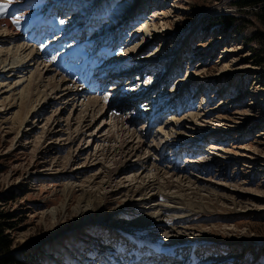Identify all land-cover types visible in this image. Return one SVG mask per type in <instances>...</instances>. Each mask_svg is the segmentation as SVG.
I'll return each instance as SVG.
<instances>
[{
    "label": "rangeland",
    "instance_id": "rangeland-1",
    "mask_svg": "<svg viewBox=\"0 0 264 264\" xmlns=\"http://www.w3.org/2000/svg\"><path fill=\"white\" fill-rule=\"evenodd\" d=\"M154 1L153 4L158 0ZM160 4L159 12L150 15L151 18L148 19L149 22L154 18L156 22L154 25L151 22L149 24L154 26L152 33H155L156 40L143 34L140 39V36L137 38L139 42L132 45L133 49L138 51L151 46L146 54L157 58L156 55L161 54L159 50L168 54L170 49H177L180 41L183 42L184 48H188V51L183 49V56L193 58L188 61L192 62V66L186 67L185 72L171 82L168 88L172 89L174 85L189 88L197 93V96L194 109H188L177 117L172 114L169 121L151 133L145 131V126L135 125L134 121H131L134 115L132 118V113L129 112L116 115L117 119L111 120L112 124L107 121L105 124L109 125L102 130L101 119L108 120V116L101 117L99 109H92L91 106L96 105L88 101L89 98L83 100L76 97L75 93L80 92L70 81L66 83L68 90L63 93L66 96H63L61 101L54 99L57 92L51 90L48 93L53 104L51 109L46 107V112L31 119L30 123L33 124H30L29 130L33 135H30L27 142L17 144V126L12 125V118L18 109L5 112L1 100L8 96L10 89L18 95L21 83H16L19 79L5 78L3 84L6 86L9 83L10 88H4L6 95L0 92V195L7 197L5 201H0V209L12 210L20 216L18 227L9 232L13 237L12 251L20 256L25 264H48L50 259L59 261L61 258L65 264H83L78 256L74 260L71 255H75L77 251L82 254L84 246L89 247V244L106 246V259H103L101 264H120L126 256L110 254L108 249L111 245L114 247V244H123L127 239L124 234L138 235L148 242L152 241L150 243H157L159 240L171 243L167 244L168 246L190 239L211 242L222 246L226 251L231 250L234 255L239 252L240 257H247L249 260L245 264H264V78H259L257 74L264 72V67L251 65L248 60L251 54L248 46L253 45L243 43L241 38L253 32L254 26L258 24L253 16L228 6L224 0H160ZM250 9L252 8L248 10ZM219 14L244 17L252 24H248L243 33L236 34L213 24L212 18ZM0 21L7 22L3 19ZM8 24L10 27V22ZM210 25L211 27L207 28ZM148 41L150 43L146 44ZM15 44H19L18 40L12 45ZM145 57L141 56L140 60L144 61ZM35 66L31 68L35 69ZM21 67L25 68L26 65ZM55 75L58 77V74ZM155 82L152 80V83ZM39 85L38 91H50L43 86L44 81ZM141 88L145 87L142 85ZM69 92L71 94L67 95ZM155 93L156 97L160 98L159 95L163 91L160 88ZM157 98L153 99L158 100ZM108 111L112 114L118 113L112 109ZM78 113L90 116L87 123L91 124L95 138L99 132L102 137H107L111 130L113 134L118 133L109 143H103V137L100 149H104L98 151L95 147L98 143L93 142L95 138L88 140L83 132L78 136L80 129L85 130L79 129L80 126L75 121L71 122ZM52 116H57L58 122L52 123L54 126L48 130L59 138L53 139L52 145L48 144V139L36 143L35 140L43 132L44 122ZM173 117L183 120L177 129L170 125ZM125 120L128 123L125 126L119 123ZM161 128L163 132L158 133ZM122 129L128 131L127 133H134L133 138L136 141L140 140L137 136L143 134V151L146 155L148 152L151 155L147 158L144 168H141V163L138 164L137 158L129 159L126 151L117 150L120 136L125 134ZM177 133L179 137L193 143L197 142L196 139H203V149L195 154L194 158L181 159V164L182 161L191 162L185 172L175 171L174 167L167 163L176 158V147L171 139L177 138ZM73 137H77L74 143L66 146ZM162 143H167V147L162 150L163 155L160 156ZM71 155H82L81 159L88 158L89 164L78 169L79 160L70 161L69 164ZM96 173L104 181L100 183V179L92 184L87 182ZM138 173L146 175V179L150 177V181L157 178L159 185L153 189L149 188V180L145 179L146 182L139 185H145L149 189L141 193L144 187H140V193L128 194L129 197H125L124 191L121 190L126 185L124 181L131 180L135 174L140 175ZM152 175L154 178H151ZM178 177L194 183L193 186H199L200 192L194 191L193 186L188 190L187 184H183L184 189L177 190L178 192L176 189L162 188L169 183H179L181 179ZM102 185L108 186L107 191H99L98 188ZM81 186H86L88 191L100 192L101 199L94 207L95 211L83 214L76 210L82 203L79 190ZM192 193L200 199L195 200ZM157 195L160 197L154 202L153 198ZM178 199L185 200H179L184 204L174 206L171 201L176 202ZM157 201L165 205L159 217L163 226L153 230L144 226L147 223L142 225L138 220L148 216L147 207H151L155 212L153 208L158 204ZM187 202L193 203L192 206L202 204V208L193 211L185 205ZM181 215L188 216L180 217ZM171 230L172 234L169 233ZM112 250L115 252L114 248ZM47 255L49 260L45 258Z\"/></svg>",
    "mask_w": 264,
    "mask_h": 264
},
{
    "label": "bare ground",
    "instance_id": "bare-ground-1",
    "mask_svg": "<svg viewBox=\"0 0 264 264\" xmlns=\"http://www.w3.org/2000/svg\"><path fill=\"white\" fill-rule=\"evenodd\" d=\"M153 0H151L152 2ZM144 2V0H135V5H141V3ZM0 4H3V2H0ZM127 7V6H126ZM138 10V13H140L142 10L141 9H137ZM126 11H127V8H126ZM159 12V11H158ZM157 13V12H156ZM155 13H153L152 15H154ZM151 15V16H152ZM76 16V15H74ZM157 16V15H156ZM3 20H6L7 22H4V21H0V92L3 94V95H6L7 93L5 92L4 88H6V90H8L7 88H10L9 86V83L4 86L3 82L5 80V78L9 77L8 79H19L20 81L16 82L17 84L21 83L20 87H19V93L18 95H16L14 92H12V89L9 90V94L7 97L3 98L1 100V103H2V109H4V111H11L12 109H18V111L16 112V114H14V118H12V125H16L17 126V141L16 143L17 144H21V143H24V142H27L28 138H30V135H33V132H31L29 129L31 128L30 124L32 125L33 123H30L31 119L36 116L37 114H42L44 112H46V107L47 108H50L53 104H52V99L49 97L51 90H53L52 92H57L56 93V97H54V99H57L56 101H61L62 100V97L63 96H66V95H63V93H65V91H67L68 89L66 88L68 84L66 83H69L71 80L67 78V80H65L66 78L65 77H59L60 74L55 70V68L49 64V63H45L43 62V59H42V54L40 53V50L39 49H36V44L33 43V42H29L27 40V37L23 36L21 34V30L17 29L15 26L13 27V25L10 23V27H9V24L8 22H10V20L8 19H3ZM150 22L154 25L156 22H154V18L151 19L149 22H148V18L147 20L145 21V23L143 24L142 26V30H140V32L138 33L136 31H134V33H138L139 35H141L139 37V39L142 37L143 34L146 35V37H150L151 39H155L156 40V36H154V34L152 33V28H154V26L152 27L150 24ZM149 25V26H148ZM141 28V27H139ZM144 30V31H143ZM13 34V35H11ZM160 34V33H159ZM13 36V38L11 36ZM161 36V34H160ZM158 36V37H160ZM157 37V38H158ZM161 38V37H160ZM164 40H165V37H163ZM15 39V40H14ZM138 39V40H139ZM16 40H18L19 44L18 45H12L13 42H15ZM137 40V41H138ZM161 40V39H160ZM159 40V41H160ZM163 40V41H164ZM136 41V42H137ZM139 42V41H138ZM150 41H148L146 44H149ZM161 43V41H160ZM181 43V44H180ZM163 44V42H162ZM180 44V45H179ZM134 45V44H132ZM185 47V44L183 42H179L178 43V47L177 49H175V47L170 51H168V55L171 57V58H168L165 62L164 65H170V68H171V71L170 72H173V71H176L182 64H183V61L182 59L185 58L186 59H189V56H182L183 55V49L185 51H188V48H184ZM27 48V49H26ZM133 46L130 48V51H133ZM176 50H177V53L179 54V56H175V53H176ZM28 51V52H27ZM159 52L161 54L159 55H156V59L153 58L154 60H152L153 62H157L159 63V60L158 59H161L162 57L166 56L167 54H163L164 51L163 50H159ZM185 53V52H184ZM176 59H178L176 61ZM144 61H147V60H144ZM147 63H151V62H147ZM177 64H179L177 66ZM23 65H26L25 68H22L21 66ZM36 65V66H35ZM32 66H35L34 68L35 69H32L31 67ZM192 66L191 64L189 65V67ZM186 67V65H185ZM31 68V69H30ZM26 74V75H25ZM55 74H58V77L55 75ZM18 75V76H16ZM44 75H46L47 77H45ZM157 75V79H160V80H163V81H166L164 79V75H163V72L160 73V76L158 74H155ZM180 77V76H179ZM178 78V77H177ZM60 81H59V80ZM41 81H44L45 85V88H48L50 89L49 90H42V91H38V85L40 84ZM152 81V80H151ZM11 82V81H10ZM74 83V82H73ZM72 83V84H73ZM186 83H190V82H186ZM12 84V82H11ZM43 84V83H42ZM41 84V85H42ZM66 84V85H65ZM185 84V83H184ZM168 85L167 84V89H168V92H171V91H175V98L174 100L176 101V104L178 105L179 102H177V98L179 96V94L185 89L184 87H181V86H178V87H174L172 89H169L168 88ZM16 86V85H15ZM40 86V85H39ZM142 86V85H141ZM70 87V85H69ZM77 87V86H76ZM41 88V87H40ZM72 88V87H71ZM70 88V89H71ZM74 88V87H73ZM141 88V87H140ZM75 89V88H74ZM139 89L141 91H139L138 89H136L135 87H131V86H128L127 88V91L128 92H132V93H138V92H146L149 90V84H148V88L147 90L144 88ZM160 89V88H159ZM73 90V89H72ZM77 90H79L80 93H75L73 91V93L76 94V97L78 96V98H83V100H86L87 98L88 101H90L91 103L94 102V104L96 105L95 106H91L92 109L96 110V109H99L100 111H98L100 114H102L101 117H104L105 115L108 116V120H104V119H101V123H102V127L101 129L104 130L109 124H105L107 121H110L111 123V120H115L117 118L116 115L120 114V112H118L117 114H112L110 113L108 110H110L111 107L107 106V103L105 102V104H102V100L99 98V97H95V96H92L90 94H88L85 90V88H81V89H78L77 87ZM70 91V90H69ZM159 93V92H158ZM67 95L71 94V92L69 93H66ZM160 94V93H159ZM160 96V95H159ZM73 98V97H72ZM157 98V97H156ZM69 99V98H68ZM75 99V98H74ZM153 99V98H152ZM159 99V98H157ZM76 100V99H75ZM154 100V99H153ZM71 101V100H70ZM81 101V100H80ZM155 101V100H154ZM46 102V104L44 103ZM78 102V101H77ZM88 102V105L89 103ZM65 104V101L63 102ZM71 103V102H70ZM146 103V102H145ZM74 105V103H73ZM77 105V104H76ZM90 106V105H89ZM87 107V106H86ZM99 107V108H98ZM109 107V108H107ZM71 108V106H70ZM88 108V107H87ZM90 108V107H89ZM88 108V109H89ZM51 109V108H50ZM142 112H146L148 109L147 108H144L142 107ZM105 110V112L103 113V111ZM179 110V108H178ZM79 111V110H78ZM92 111V110H91ZM88 112V111H87ZM113 112V111H111ZM166 112V111H165ZM164 111L161 112V110L157 113H155V115L153 114L154 112L152 111L151 114L154 115L156 117V115H158V113H160V115H162V113H165ZM77 113V112H76ZM115 113V112H114ZM89 114V113H88ZM174 115V114H173ZM70 116V115H69ZM119 116V115H118ZM40 117V116H39ZM42 117V115H41ZM57 117V116H56ZM56 117H50L48 120H46V122H44V125L42 126L43 127V132L41 133L40 137L35 140L36 143H40L41 140L43 139H48L49 140V145H52L54 144V141H52L53 139H56L59 138L58 136H54V133H52V131H49L48 129L52 126H54V122H58L56 121L57 118ZM71 117V116H70ZM79 117V118H78ZM89 115L86 116L83 115V113L81 114H75V116L72 118L71 122L75 121L80 128H84L85 130L82 131L83 129H80L81 131H78L77 134L78 136H81L82 132L83 134L87 135L86 139L88 140H91V137H92V140L94 137V132L92 133V127L90 126L91 124L87 123L88 119H89ZM158 117V116H157ZM53 118V119H52ZM55 118V119H54ZM106 118V117H105ZM122 118V117H120ZM119 118V119H120ZM52 119V121H51ZM92 119H94V117H92ZM91 119V121H92ZM69 120V119H68ZM173 122L170 124L172 126H174L176 129L177 127L179 126L180 122H182L183 120H177V119H174V117L171 119ZM131 121H134V119H132ZM54 123V124H52ZM120 124H123L124 126L127 123V120L125 121H121L119 122ZM112 124V123H111ZM114 124V123H113ZM69 125V124H68ZM47 126V128H46ZM75 126V125H73ZM115 126V124L113 125ZM77 128V127H76ZM122 128V127H120ZM123 130V129H122ZM120 130V131H122ZM130 130V129H129ZM170 130V129H169ZM135 131V130H134ZM128 131H122V133L124 135H121L120 136V145L118 146L117 150H121L122 152L126 151L127 153V156L129 155V159L130 158H137V162L138 164L141 163L143 166L141 168H144V165L147 164V158H150V152L147 153L146 155V152L143 151V147L142 144L143 143V139L144 136L143 134L140 135V136H137L140 138V140L138 139L136 141L134 137V133H127ZM131 132V131H130ZM160 132H163L162 128L160 129ZM76 133V132H75ZM100 133V132H99ZM97 133V136L96 138L94 139V143H98L95 147L97 148L98 151L100 150H103L104 148H101L100 149V144L102 142V136H100V134ZM118 133V132H117ZM115 133V134H117ZM104 134V133H103ZM115 134H113V131H109L107 133V137H104V140H103V143L104 142H110L112 139H113V136L115 137ZM121 134V133H120ZM102 135V134H101ZM173 135V134H171ZM177 135V137H179V133L175 134ZM51 136H54V137H51ZM61 136V135H60ZM75 136V135H74ZM77 136V137H78ZM118 136V135H117ZM136 136V135H135ZM51 137V138H50ZM76 138H71L69 143L67 142L68 145L66 146H69L70 144H73L74 141L77 139ZM84 137V136H83ZM136 137V138H137ZM72 139H74L73 141H71ZM175 139V138H174ZM57 140V139H56ZM60 141H63V140H60ZM116 141V139H115ZM92 142V141H91ZM90 143V142H89ZM88 143V144H89ZM48 145V147H49ZM90 145V144H89ZM103 145V144H102ZM106 145V144H105ZM104 147V146H103ZM106 147V146H105ZM108 148V147H107ZM100 149V150H99ZM112 149V147H111ZM88 151V150H87ZM114 151V150H112ZM86 152V151H85ZM84 152V153H85ZM102 152V151H101ZM80 154V153H79ZM118 154V153H117ZM122 154V153H121ZM120 154V155H121ZM125 154V153H124ZM95 155V154H94ZM75 156V157H74ZM140 157V159H138V157ZM83 158V156L79 155H71L69 157V164H70V161H73V162H76L77 160H79V162L77 163V168H85L87 167V165L89 164V159L86 158V159H81ZM73 159V160H72ZM81 159V160H80ZM128 159V160H129ZM58 162V161H57ZM94 163V162H93ZM128 164V163H127ZM140 164V165H141ZM155 164V163H154ZM66 165V164H65ZM150 165V164H149ZM153 165V163H152ZM92 166V165H90ZM136 166V165H135ZM156 166V165H155ZM140 167V166H139ZM146 168V167H145ZM173 168V167H172ZM117 169V168H116ZM145 170V169H144ZM174 171V170H173ZM151 172V171H150ZM175 172V171H174ZM115 173V172H114ZM145 173V172H143ZM143 173H138L140 175H137L135 174L133 176V178L131 180H125V186L124 188H122L121 190H123L125 193L124 196L127 197L128 194H136V193H140L139 192V188L140 187H144L142 192L141 193H144L147 189L149 188H152L156 185H159L158 183V179L155 178L153 180H149L150 177H148L146 179V175H143ZM158 173V172H157ZM146 174H149V173H146ZM160 174V173H159ZM166 174V173H165ZM151 178H154V176L152 175ZM180 178V177H178ZM100 176L96 173L95 175H93L87 182H90L91 184L94 182V181H98L100 180ZM127 179V178H126ZM149 180V182L147 183V185H149V188H146L145 185H139V184H143L144 182H146V180ZM181 180H179V183H169L168 185H163L162 188L163 189H176L175 191L177 190H180L183 188V186L185 184H187V186H189L188 190L191 189V187L193 185H195L194 183L190 182V181H186L185 179L183 178H180ZM145 180V181H144ZM104 180L101 179V182L102 183ZM129 182V183H128ZM203 183V181H202ZM85 184V183H84ZM123 184V183H121ZM184 184V185H183ZM72 185V184H71ZM74 186V185H73ZM73 186H71V188H73ZM202 186V185H200ZM108 187V186H107ZM107 187H104L102 185V187H99V191L100 190H105ZM195 188H193L194 191L196 192H200L198 190V187L197 185L196 186H193ZM86 186H81L79 187V190L81 191V195H82V200L79 204V206L76 208V210L80 213H83V214H86L88 212H92V211H95L94 207H96V204L97 202L101 199L99 197V193L100 192H93V191H88ZM159 188V187H158ZM203 188V187H202ZM184 189V188H183ZM162 190V189H161ZM187 190V189H186ZM107 191V189H106ZM122 192V191H121ZM119 192V193H121ZM178 192V191H177ZM193 192V191H192ZM86 193V194H85ZM98 193V194H97ZM179 195V193H177ZM104 195V194H103ZM117 195V194H116ZM123 195V194H122ZM222 195V194H221ZM231 195V194H230ZM113 196V195H111ZM137 196V195H136ZM152 197L154 195H151ZM192 196L193 198H198L197 195L195 193H192ZM229 196V195H228ZM129 197V196H128ZM133 197V196H132ZM160 197V195L157 197H154L153 198V201L156 202L157 198ZM164 197V196H163ZM166 200H168L166 197H164ZM200 199V198H198ZM130 200V199H129ZM179 200H183V199H178V201L174 202V201H171L172 204H174V206L178 205V204H182L181 201ZM136 201V200H135ZM135 201H133V203H136ZM140 201V200H139ZM185 201V200H183ZM103 202V201H102ZM158 204L156 203V206L155 208H153V210H155V212L152 211V208L151 207H147V209L149 210L148 212V216L147 217H142L140 220H138V222L142 225H144L143 223H147V225H144L145 227L149 226V228H152L153 230H155L154 228H157L159 229L158 227L160 226H163V221L161 218H159L161 215H162V208L165 206L164 204H162L160 201H157ZM154 204V203H153ZM184 204V203H183ZM193 204V203H192ZM192 204H190L189 202L185 203V205L189 208H191V210L194 211V209H200L202 208V204H198L196 206H192ZM124 205V204H123ZM122 205V206H123ZM129 205V204H128ZM135 206V205H134ZM133 206V207H134ZM143 206V205H142ZM153 207V206H152ZM146 208V207H145ZM120 209V208H119ZM118 209V210H119ZM138 209V208H137ZM133 210V209H132ZM188 215H181L180 217H186ZM178 217V216H177ZM53 218H55L53 216ZM162 221V222H161ZM141 227V226H140ZM171 227V226H170ZM174 227V226H173ZM172 227V228H173ZM138 229V228H137ZM164 229V228H163ZM169 229V228H168ZM141 230V229H140ZM143 230V229H142ZM128 231V230H127ZM138 231V230H136ZM160 231V230H159ZM140 232V231H139ZM152 232V231H151ZM167 232V231H166ZM165 232V233H166ZM163 233V232H162ZM169 233H173V230H171ZM150 234V233H149ZM125 236H127V240L130 241L132 244H137L138 246H141L142 244H149L150 242H148V240H145L143 237H140L138 235H129V234H124ZM151 236V235H150ZM160 238V237H159ZM156 239V237H155ZM158 239V237H157ZM187 241V240H186ZM188 241H191L188 240ZM105 247L103 249V252H102V256H103V259L105 260L106 257V253H105ZM95 251H99L98 249H95ZM135 252V251H132L131 254ZM130 254V255H131ZM103 259H100V258H96V257H86L84 260L86 261H89L87 264H101V262L103 261ZM85 264V263H83ZM131 264V263H129Z\"/></svg>",
    "mask_w": 264,
    "mask_h": 264
},
{
    "label": "trees",
    "instance_id": "trees-1",
    "mask_svg": "<svg viewBox=\"0 0 264 264\" xmlns=\"http://www.w3.org/2000/svg\"><path fill=\"white\" fill-rule=\"evenodd\" d=\"M225 4L236 8L244 14H248L255 18L257 26H254V31L248 36L241 37L243 43L253 46H248L250 49L249 62L255 67H264V0H224ZM249 8H252L248 10ZM247 9V10H246ZM213 24H218L222 28L233 31L236 34L244 32L251 21L244 17H235L229 14H219L212 18ZM208 26L207 28H210ZM259 78H264V72L257 73ZM7 196L0 195V201H5ZM20 216L12 210L0 209V264H25L20 256L12 251L13 237L9 231H14L19 225Z\"/></svg>",
    "mask_w": 264,
    "mask_h": 264
},
{
    "label": "snow or ice",
    "instance_id": "snow-or-ice-1",
    "mask_svg": "<svg viewBox=\"0 0 264 264\" xmlns=\"http://www.w3.org/2000/svg\"><path fill=\"white\" fill-rule=\"evenodd\" d=\"M13 2V0H8L6 4H0V15H3L5 11L8 9V6ZM64 23V21H60ZM13 23H16V20H13Z\"/></svg>",
    "mask_w": 264,
    "mask_h": 264
}]
</instances>
